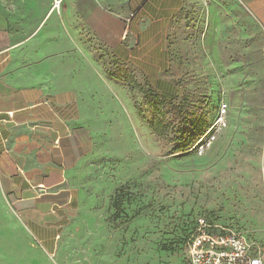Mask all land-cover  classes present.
<instances>
[{"label":"rangeland","instance_id":"obj_1","mask_svg":"<svg viewBox=\"0 0 264 264\" xmlns=\"http://www.w3.org/2000/svg\"><path fill=\"white\" fill-rule=\"evenodd\" d=\"M158 1L109 0L101 7L61 0L51 16L45 31L52 49L74 53L88 81L77 98L78 117L88 126V155L69 177L68 200L51 206L42 225L21 223L19 255L0 244V262L184 264L173 246L201 215L264 244L259 26L240 0H174L180 5L175 11L158 10L165 7ZM110 16L121 22L115 25ZM116 58L166 95L190 91L210 127L220 104H227L228 125L202 153L200 144L176 152L173 135L158 137L149 110L136 109L141 95L107 76L105 64ZM1 202L0 190L3 209Z\"/></svg>","mask_w":264,"mask_h":264},{"label":"crops","instance_id":"obj_2","mask_svg":"<svg viewBox=\"0 0 264 264\" xmlns=\"http://www.w3.org/2000/svg\"><path fill=\"white\" fill-rule=\"evenodd\" d=\"M49 1L0 0V190L3 209L6 202L15 206L0 208V228H7L0 244L12 255L25 240L21 223L42 225L51 206L68 200L69 177L88 155V126L77 108L88 81L78 73L74 53L52 49L45 27L57 11ZM240 1L264 40V0ZM158 2L162 11L180 7L174 0Z\"/></svg>","mask_w":264,"mask_h":264},{"label":"trees","instance_id":"obj_3","mask_svg":"<svg viewBox=\"0 0 264 264\" xmlns=\"http://www.w3.org/2000/svg\"><path fill=\"white\" fill-rule=\"evenodd\" d=\"M105 67L110 79L125 84L141 95L142 103L136 101V109L141 112L143 105L149 110L151 114L149 126L158 137L166 139L173 135L171 140L175 144L176 152L191 149L197 139L210 127L206 113L202 106L196 104L194 95L190 91L178 88L173 96L166 95L159 87L141 82L135 71L117 58L109 61ZM195 223L196 220L189 227L190 230ZM188 234L189 232L183 230L179 243L173 246L176 254L181 255L183 241Z\"/></svg>","mask_w":264,"mask_h":264},{"label":"built area","instance_id":"obj_4","mask_svg":"<svg viewBox=\"0 0 264 264\" xmlns=\"http://www.w3.org/2000/svg\"><path fill=\"white\" fill-rule=\"evenodd\" d=\"M60 5L61 0H56L54 8ZM220 105L215 121L194 145L196 148L200 144L201 153L215 142L219 132L228 125L226 117L229 107L225 103ZM181 257L184 264H264V244L233 231L212 215H201L184 238Z\"/></svg>","mask_w":264,"mask_h":264}]
</instances>
